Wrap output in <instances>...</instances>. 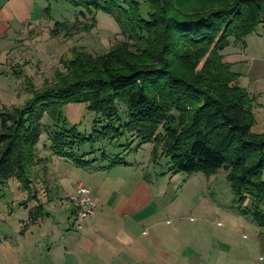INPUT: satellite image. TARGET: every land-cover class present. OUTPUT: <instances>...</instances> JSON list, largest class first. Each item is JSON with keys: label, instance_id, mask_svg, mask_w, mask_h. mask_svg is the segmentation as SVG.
<instances>
[{"label": "trees", "instance_id": "trees-1", "mask_svg": "<svg viewBox=\"0 0 264 264\" xmlns=\"http://www.w3.org/2000/svg\"><path fill=\"white\" fill-rule=\"evenodd\" d=\"M65 1L79 11L71 22L55 21L52 37L88 32L102 12L123 40L98 56L73 51L52 85L34 90L22 106L0 110V184L16 179L33 198L28 224L50 200L40 201L33 186L45 183L48 172L39 154L42 134L44 149L79 168L97 160L107 161L102 168L126 164L124 154L136 140V148L151 145L152 160L157 152L166 156L172 174L209 177L222 170L240 212L264 224V132H252V98L222 57L231 42L243 47L260 26L264 32V0ZM69 103L96 113L89 134L65 126L62 107ZM126 134L130 141L114 155L94 148ZM94 151L99 158L86 157ZM245 200L249 206L242 209Z\"/></svg>", "mask_w": 264, "mask_h": 264}, {"label": "crops", "instance_id": "crops-1", "mask_svg": "<svg viewBox=\"0 0 264 264\" xmlns=\"http://www.w3.org/2000/svg\"><path fill=\"white\" fill-rule=\"evenodd\" d=\"M50 8V0H0V42L10 30L19 39L20 32L12 27L37 26L49 19ZM222 57L239 74L252 98V110L260 116L264 32L246 37L243 47L231 42ZM39 154L47 158L50 171L54 156L48 150ZM56 161L62 167L54 170L53 181L60 228L37 227L38 219L30 227L10 230L0 241L2 264H41V259L44 264H264V224L251 213L240 212L232 193L228 206L204 197L176 202V197L165 199L148 179L144 163L136 160L124 157L126 164L110 168H102L105 160L85 168L59 157ZM78 184L89 189L95 202L94 216L80 230L74 227L75 214L67 198ZM248 206L245 200L241 208ZM222 218L229 220L226 227Z\"/></svg>", "mask_w": 264, "mask_h": 264}, {"label": "rangeland", "instance_id": "rangeland-1", "mask_svg": "<svg viewBox=\"0 0 264 264\" xmlns=\"http://www.w3.org/2000/svg\"><path fill=\"white\" fill-rule=\"evenodd\" d=\"M50 5V11L47 14L49 19L40 20L37 26L12 27L13 31L20 32L19 39L14 38L17 34L15 35L10 30L8 36L0 42V110L5 107L22 106L34 90L41 89L46 83L52 85L56 81V73L65 72L66 61L72 58L73 51L82 50L92 56H98L123 40L115 21L102 12L95 14L96 22L90 31H78L70 37L62 35L52 37L49 32L53 23L55 21H73L79 9L65 0H50ZM79 20L82 23L90 22L88 18L79 17ZM262 31L263 28L260 26L258 32ZM252 35L254 34L248 36ZM263 112L259 113L260 116H255V122L251 129L254 133L264 132ZM62 114L66 127L75 126L77 131L85 135L91 132L92 122L97 117L96 113L88 109L84 103L65 104L62 107ZM120 116L124 117L122 111ZM44 121L48 124L50 122L47 117L44 118ZM127 141H130V136L126 134L110 143L98 142L94 148H101V151H105L106 154L114 155L121 151L119 145L125 144ZM47 143L46 135L42 134L38 143L39 153L47 150L43 148ZM136 143L134 140L124 157L144 163L148 179L154 186L162 190L166 200L176 197V202H178L183 197H192L193 201L195 198L204 197L212 198L213 201H218L221 205L231 204L232 192L225 179L224 171L218 170L209 178L202 173L172 174L168 171L169 159L166 156L157 152L156 159L152 160L150 158L151 145L146 143L136 148ZM88 149L89 146L86 145L81 150L87 151ZM98 152L100 153V151H94L86 157L99 158ZM52 156L55 159L50 166V171L44 175L45 183L42 181L40 184H33L40 201L44 202L46 199H50L43 204V213L37 226L43 229H59L61 226L57 223L61 221V215L58 213L59 206H56L59 204V198L53 182L54 170L58 172L60 165H57V156ZM44 176H41L42 179ZM206 178L209 179L207 186L204 185ZM262 179L264 181V172ZM35 204L33 198L27 197L26 192L16 179H10L6 183L0 184V241L3 239V235H10V230L31 226L28 224V217L29 213L34 211ZM260 209L264 210V201ZM220 222L222 227H226L229 220L222 218ZM41 262L44 264L42 259ZM0 264L2 263L0 262Z\"/></svg>", "mask_w": 264, "mask_h": 264}, {"label": "built area", "instance_id": "built-area-1", "mask_svg": "<svg viewBox=\"0 0 264 264\" xmlns=\"http://www.w3.org/2000/svg\"><path fill=\"white\" fill-rule=\"evenodd\" d=\"M67 198L71 202L75 214L74 227L80 230L83 228L85 220L94 216L95 202L89 189L82 184H78L73 192L67 195Z\"/></svg>", "mask_w": 264, "mask_h": 264}]
</instances>
